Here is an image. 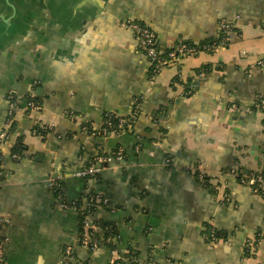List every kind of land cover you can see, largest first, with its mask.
<instances>
[{
    "label": "crops",
    "instance_id": "1",
    "mask_svg": "<svg viewBox=\"0 0 264 264\" xmlns=\"http://www.w3.org/2000/svg\"><path fill=\"white\" fill-rule=\"evenodd\" d=\"M222 20L233 23L226 47L186 57L154 79L122 26L145 24L170 48L214 37ZM262 60L264 0H0V127L9 105L16 121L1 148L4 264H61L66 248L69 264H110L114 256L130 264L120 257L128 250L135 264H264V240L243 255L264 227V198L228 174L264 168V113L254 109L264 95V68L255 66ZM202 65L223 69L197 76ZM28 96L41 105L26 114ZM140 97L133 135L97 138L79 126L97 128L106 113L125 118ZM37 123L53 131L35 135ZM17 136L24 151L13 162ZM115 149L122 160L102 165L96 177L74 175L99 150ZM51 180L61 182L68 204L88 195L108 201L90 219L114 223L117 249L78 246L77 213L58 207ZM205 223L226 239L204 242Z\"/></svg>",
    "mask_w": 264,
    "mask_h": 264
},
{
    "label": "trees",
    "instance_id": "2",
    "mask_svg": "<svg viewBox=\"0 0 264 264\" xmlns=\"http://www.w3.org/2000/svg\"><path fill=\"white\" fill-rule=\"evenodd\" d=\"M140 25L145 26V24H140ZM222 37H223V34L221 32H217L214 37L205 39L203 41H199L198 43L193 42L191 40H184V41L175 43L170 48H161L157 44V42L154 41L153 46L157 52H161V54L158 55V57H160V58L161 57L166 58L167 54L170 52L175 53L176 57L182 58L183 55L177 53L178 48L185 47L186 49H193L194 52L191 53V56H196L200 52L211 53L214 51L213 48H215L216 46L219 45ZM175 64L178 65V63L174 62L170 65H167L166 67L173 66ZM222 69H223V66H219V65H217V67H212L211 65H202L195 72H196L197 76H200V75L208 74V73L212 72L213 70L222 71ZM158 73H155L153 71V68L149 67L147 75H148L149 79H154L158 75ZM178 83H179L178 78L175 77L172 81L171 88H173L174 85L178 84ZM191 93H189V94H191ZM189 94H186V96H188ZM262 99H264V95H260L256 98V100H258V103ZM8 101L11 104L13 103L14 107L16 106L15 101H14V97L8 96ZM25 103H26V106L24 108V111L26 114L30 113L32 110L40 108V105H41V102L39 101V99L34 98L32 96H28ZM141 103H142L141 97L136 99V101L134 102V105H133L134 110L130 113L129 116H127L123 119L124 122L122 124H120V120L122 118L116 116L113 113H106L103 117L101 124H99L97 128H93L89 122H81L79 124V126H80V128L82 127V129L86 130L87 134H92V133L96 134L97 138H106V137H109L111 135H119L121 133H124L127 135H133L135 132L134 126H135V124H136V122L140 116V111L138 109H136V112H135V106H137L138 104H141ZM30 104H32L34 106L33 109L30 106ZM255 108L256 107L254 104V109ZM163 112H164L163 109H159L157 111L158 114H161ZM71 115L72 114H69V116L68 115H66V116L70 117ZM14 116H15V108L12 109L11 118L13 119V121L10 123L9 129L7 130L9 137L12 136L15 132L16 121L14 119ZM31 131L35 135L44 136L45 134H47L48 132L53 131V130L50 127H48L47 125L41 126L37 123L35 126L32 127ZM160 131H162V130H160ZM162 132H164V131H162ZM0 144H1V142H0ZM23 146L24 145L22 142V137L17 136L15 138L13 144L10 146V150H9L10 158L13 162L18 161L23 157V151H24ZM115 151H117V149L112 151L110 154H106V153H103L101 150H99L97 156L112 155L115 153ZM12 156H15V157L12 158ZM2 163H3V156L1 153V149H0V186H1V183L3 182L4 177L7 173V171L3 168ZM228 170L229 169L227 168V169H224L223 171L228 172ZM239 170L242 171L243 169L239 168ZM263 171H264V168H263ZM242 172H245L246 174H257L256 172L247 171V170L242 171ZM208 180L209 179L203 175V182L201 183L203 185V187H205V188L210 187ZM61 190H62V184H61V182H57L56 186H54V188H53V192H55V194L59 193V192L61 193ZM257 194L264 198V191H258ZM93 198H94V195H88V196H84V198L78 197L77 200L72 202L73 208L75 209V211L77 213L78 242L81 241L83 235H85L86 232H88V233L90 232L89 229H84V224H85V222H87V224L94 225L97 228V231L95 232L96 235L94 237H91L92 243L99 244L100 246L103 245L110 250L117 249L118 233L116 231V227H115L114 223L103 222L101 220L100 221H97V220L93 221L92 219H90V216L97 210V207L99 205L96 202V200ZM263 230H264V227L257 229L253 238L246 240V243H245L244 249H243V255H245V256L251 255L250 247L248 246L249 243L256 249L258 243L261 240H264ZM226 235L227 234L224 230H218L214 226L210 225L209 223H205L203 225V229L201 232L202 239L206 243H211V241H214V243H216L220 240H225ZM135 256L136 255L134 253H132L131 251L128 250V252L122 254L120 257L122 258V260L127 258L130 261V264H135ZM65 258H67V257H65ZM119 260L115 261L114 264H119L121 262V261L119 262ZM69 263L70 262H68L67 264H69Z\"/></svg>",
    "mask_w": 264,
    "mask_h": 264
},
{
    "label": "built area",
    "instance_id": "3",
    "mask_svg": "<svg viewBox=\"0 0 264 264\" xmlns=\"http://www.w3.org/2000/svg\"><path fill=\"white\" fill-rule=\"evenodd\" d=\"M122 26L132 31L137 52L147 60L148 66L152 67L155 73H158L162 68L166 67L167 65H170L174 62L178 63L179 61H182L186 57H190L191 53L194 52L193 49H186L185 47H180L178 48L177 53L182 54L183 55L182 58L176 57L175 53L173 52L168 53L166 58L165 57L160 58L158 57V55H160L161 52H157L153 46V43L155 41V33L149 28V26L147 25L144 26V25H140L137 23H131V22L124 23L122 24ZM232 30H233L232 21L222 20L218 25V32H221L223 34V37L219 45L213 49L226 47L229 43V33ZM255 66L264 68V60L258 61ZM254 104H255V107L259 111L264 113V99H262L259 103H258V100H256ZM30 106L32 107V109L34 108L32 104H30ZM12 109H13V106L9 105L7 118L4 121L3 125H1L0 127V142H1L0 149L4 147L6 143H8L9 138H10L7 130L9 129L10 123L13 121V119L11 118ZM123 119L124 118L120 120V124L124 122ZM263 137H264V128H263ZM13 157L15 156H12V158ZM122 158H123V152L121 149L117 150L112 155L95 157L92 159V162L90 161L91 163L88 167H86L83 170L77 171L74 175L78 178H83V179L84 178H94L100 172L102 165H107L114 161H117V162L121 161ZM168 161L169 160L167 159L166 163ZM228 174L235 177L237 179L236 181L240 185L247 187L254 194H257L258 191H264V171H261L257 174H246L245 172H242L237 167H235L234 169L230 170ZM198 181L200 183L203 182L202 172H200L198 175ZM56 184H57L56 180L49 181L48 187L50 191L53 192V188L54 186H56ZM211 187H213L214 191L216 192L218 191V187H216L215 185H211ZM55 195L58 199V207L60 209H70V208L74 209L72 203L68 204L62 200L60 192L56 193ZM93 199H95L96 202L100 203L101 205H107L108 203L106 199L99 197L97 195H95ZM222 200L224 202L228 201V195L223 194ZM2 219L3 218H0V223L4 221ZM84 229H89L90 232L89 233L86 232L85 235H83L81 241L78 242V245L80 248L90 253H94L97 250L98 246L96 243L91 242L92 241L91 237H94L96 235L95 232L97 231V228L96 226L87 224V222H85ZM5 242L6 241L3 238H0V264L5 263L4 262V250H3V246ZM211 244H214V241H211ZM248 246L251 249L253 248V246L250 243L248 244ZM117 259L118 258L115 256L112 257L110 259V264H114L115 261H117ZM70 260H72L71 249L66 248L64 251V257L61 261V264H67Z\"/></svg>",
    "mask_w": 264,
    "mask_h": 264
},
{
    "label": "water",
    "instance_id": "4",
    "mask_svg": "<svg viewBox=\"0 0 264 264\" xmlns=\"http://www.w3.org/2000/svg\"><path fill=\"white\" fill-rule=\"evenodd\" d=\"M0 218H4V216L3 215H0Z\"/></svg>",
    "mask_w": 264,
    "mask_h": 264
},
{
    "label": "rangeland",
    "instance_id": "5",
    "mask_svg": "<svg viewBox=\"0 0 264 264\" xmlns=\"http://www.w3.org/2000/svg\"><path fill=\"white\" fill-rule=\"evenodd\" d=\"M12 106V105H11ZM235 178V177H234ZM236 179V178H235ZM237 180V179H236Z\"/></svg>",
    "mask_w": 264,
    "mask_h": 264
}]
</instances>
